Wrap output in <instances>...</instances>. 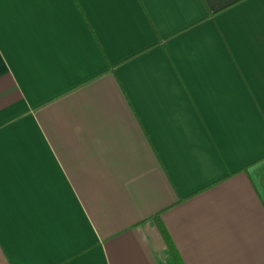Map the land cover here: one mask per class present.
I'll return each instance as SVG.
<instances>
[{"label":"crops","instance_id":"crops-1","mask_svg":"<svg viewBox=\"0 0 264 264\" xmlns=\"http://www.w3.org/2000/svg\"><path fill=\"white\" fill-rule=\"evenodd\" d=\"M0 264H264V0H0Z\"/></svg>","mask_w":264,"mask_h":264},{"label":"trees","instance_id":"trees-1","mask_svg":"<svg viewBox=\"0 0 264 264\" xmlns=\"http://www.w3.org/2000/svg\"><path fill=\"white\" fill-rule=\"evenodd\" d=\"M162 233H163V231H162ZM163 235H164V233H163ZM166 238V237H165Z\"/></svg>","mask_w":264,"mask_h":264}]
</instances>
